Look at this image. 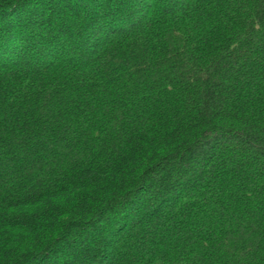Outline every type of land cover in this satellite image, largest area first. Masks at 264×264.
I'll return each instance as SVG.
<instances>
[{
  "label": "trees",
  "instance_id": "1",
  "mask_svg": "<svg viewBox=\"0 0 264 264\" xmlns=\"http://www.w3.org/2000/svg\"><path fill=\"white\" fill-rule=\"evenodd\" d=\"M0 264H264V0H0Z\"/></svg>",
  "mask_w": 264,
  "mask_h": 264
},
{
  "label": "rangeland",
  "instance_id": "2",
  "mask_svg": "<svg viewBox=\"0 0 264 264\" xmlns=\"http://www.w3.org/2000/svg\"><path fill=\"white\" fill-rule=\"evenodd\" d=\"M72 26L76 27V28H79L81 27V23L77 22L76 24L74 22H72Z\"/></svg>",
  "mask_w": 264,
  "mask_h": 264
}]
</instances>
